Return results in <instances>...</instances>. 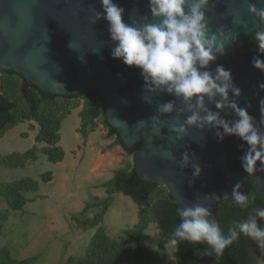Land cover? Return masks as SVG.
<instances>
[{"label": "water", "instance_id": "water-1", "mask_svg": "<svg viewBox=\"0 0 264 264\" xmlns=\"http://www.w3.org/2000/svg\"><path fill=\"white\" fill-rule=\"evenodd\" d=\"M114 3L124 9L126 23L137 21L142 25L162 19L152 15L149 0ZM249 3L264 8V0H213L205 7L210 33L231 32L237 38L226 44L224 54H217L199 70L214 75L216 68L223 66L241 89L239 97L230 90L227 101L219 94L212 99L205 96L206 109L232 123L238 119L235 111L227 106L218 108L217 102L227 105L235 101L239 107L248 108L253 123L264 133V113L259 103L264 98V89L259 87L264 83V72L252 65L255 57L264 59V54L257 44H245L260 30L261 20L249 11ZM95 11L103 12L100 0H0V73L14 70L27 82L57 95L97 93L104 101L108 122L129 149L138 150L135 168L139 177L165 187L179 208L199 204L209 210V217L220 221L218 206L232 198L237 182L242 185V193L247 189L264 193V166L257 162L253 175L242 167L241 157L249 145L236 135L224 134L222 126L187 125L192 114L189 103L194 105L196 97L186 102L182 96L145 81L141 69L113 58L116 42L105 19L93 23ZM234 16H239L246 27L234 24ZM25 89L23 86L22 93ZM165 103L174 105L172 112H159V106ZM193 111L206 115L198 108ZM153 117L159 122L154 124ZM181 126L186 131L177 133L174 128ZM164 150L174 159L164 158ZM185 153L190 162L181 167ZM193 164L202 170L198 177L193 175Z\"/></svg>", "mask_w": 264, "mask_h": 264}, {"label": "clouds", "instance_id": "clouds-1", "mask_svg": "<svg viewBox=\"0 0 264 264\" xmlns=\"http://www.w3.org/2000/svg\"><path fill=\"white\" fill-rule=\"evenodd\" d=\"M100 3L103 12L95 11L93 23L101 18L108 22L111 39L116 42L111 53L113 58L121 59L127 66L141 69L145 81H150L152 85L163 88L168 93L182 96L186 102L196 97L194 105L189 103L192 114L187 118L186 124L201 128L205 125L222 126L224 134L236 135L249 145L241 157L242 167L249 175L256 171L257 162L264 166V133L253 123L254 117L249 114L247 107H239L235 101L227 105L217 102L218 108L227 106L235 111L238 119L232 123L221 119L218 112L205 108V96L212 99L219 94L223 101H227L230 90L236 97L241 95V89L233 82L231 71L223 66H218L214 75L209 71L199 70L214 61L217 54H224L226 44L237 38L231 32L225 34L220 31L219 35L210 33L204 11L210 0H149L152 15L162 19L158 23L142 25L137 21L126 23L123 19L124 9L114 3V0H100ZM248 9L255 16L264 19V8H257L255 4L249 3ZM233 23L246 27L239 16L233 17ZM255 40L259 52L264 54V30L255 32ZM252 65L264 72V59L260 55L253 59ZM259 87L264 89V83ZM259 103L261 112L264 113V98ZM173 107L172 103H165L159 106V112L170 113ZM195 108L205 111L206 115L201 116L199 111H193ZM153 121L154 124L158 123V117H153ZM174 130L177 133L186 131L183 126ZM156 131L158 133L159 129ZM218 135L222 138V134ZM163 156L174 159L170 151L164 150ZM189 162V156L185 153L181 167ZM192 167L193 175L198 177L201 168L197 164ZM241 186L240 182L234 185L232 200L240 208H247L250 198L239 191ZM177 212L181 222L175 228L173 238L165 245L166 249L178 250L181 241L193 245L206 243L210 251L205 250L204 255L214 253L219 258L243 234L256 242L264 252V228L258 226L255 216L236 222L225 234L215 220L208 218L209 210L199 204L178 208ZM256 216L264 219V208L256 209ZM257 264H264V258L258 259Z\"/></svg>", "mask_w": 264, "mask_h": 264}, {"label": "rangeland", "instance_id": "rangeland-1", "mask_svg": "<svg viewBox=\"0 0 264 264\" xmlns=\"http://www.w3.org/2000/svg\"><path fill=\"white\" fill-rule=\"evenodd\" d=\"M79 103L62 121L59 145L65 151V158L59 163L48 160L42 151L45 143L35 142L39 126L34 121L20 122L0 137L3 156L14 152L24 154L34 145L38 148L37 159L27 160L23 166L0 165V184L26 177L39 182L37 192L24 193L29 202L22 210L13 209L0 195V248H8L17 259L34 257L31 264H67L70 257L76 262L86 256L97 228L103 226L110 239L132 245L140 243L142 250L152 254L157 264H177L174 249H167L164 256V250L158 247L159 228L155 222L150 223L139 240L126 234L138 222L139 208L123 193L113 194L102 222L83 227L82 221L102 211V206L95 203L107 197L105 183L118 168L132 163L133 154L112 144L116 136L100 120L95 131L90 132L88 139L92 144L87 146L77 131L84 100L80 99ZM46 173H50L47 181L43 179ZM87 205L90 207L83 214Z\"/></svg>", "mask_w": 264, "mask_h": 264}, {"label": "trees", "instance_id": "trees-1", "mask_svg": "<svg viewBox=\"0 0 264 264\" xmlns=\"http://www.w3.org/2000/svg\"><path fill=\"white\" fill-rule=\"evenodd\" d=\"M260 20V30H264V19L260 18ZM245 44H257L255 33L246 39ZM0 77V137L20 122L34 121L39 126L35 142L46 144L42 151L47 155L48 160L55 164L65 158V151L59 145L62 121L72 113L74 107L79 106L80 99L84 100L83 108L79 112L81 124L77 130L84 140L87 141L90 132L95 131L98 120H100L108 132L116 136L112 144L119 145L125 151L133 154V161L130 165L118 168L113 177L105 183L107 197L95 203V206H102V211L96 213L92 218L87 217L82 221L83 227H94L102 222L113 194L123 193L129 196L139 208L138 222L134 228L126 230V234L134 240H139L150 223L155 222L159 228L157 245L164 250V256L167 255L165 245L169 239L173 238L175 228L181 222V217L177 212L178 203L165 187H160L153 181L142 180L139 177L135 168V156L138 150L129 149L118 131L108 122L103 99L95 92L81 95L49 93L37 85L27 82L22 74L14 70L0 73ZM23 86L26 88L25 93H22ZM37 151L38 148L34 145L24 154L17 152L5 156L0 154V165L7 168L23 166L27 160L37 159ZM47 178H50V173L43 176L45 181L48 180ZM38 190L39 182L30 177L0 184V195L4 196L15 210H22L29 202V199L24 195L25 192H37ZM243 193L250 198L247 208H240L230 198L218 206L220 221L209 217L210 220H215L221 226L225 234L228 233L229 228L235 226L236 222L244 221L249 216L259 217L256 216V209L264 208V193L254 189H247ZM89 207L90 205H87L82 213L85 214ZM76 219L80 222L79 218ZM259 223L257 222L261 227ZM245 244L246 236L241 234L239 239L228 246L222 256L217 258L214 253L204 255L205 250L210 251L206 243L193 245L181 241L178 250L174 249L173 255L177 264H244L239 257L242 246ZM34 260V257L14 258L8 248H0V264H31ZM114 260H121L123 264H157L155 257L144 252L140 243L132 245L127 241L110 239L103 226L97 228L92 243L87 248L86 256L76 262L73 257H70L67 264H109Z\"/></svg>", "mask_w": 264, "mask_h": 264}, {"label": "flooded vegetation", "instance_id": "flooded-vegetation-1", "mask_svg": "<svg viewBox=\"0 0 264 264\" xmlns=\"http://www.w3.org/2000/svg\"><path fill=\"white\" fill-rule=\"evenodd\" d=\"M213 1V0H210ZM256 221L264 228V219L256 217ZM264 258V252L256 245V242L246 237V244L242 246L239 259L244 264H257L258 259ZM121 261V260H118ZM123 264V263H122Z\"/></svg>", "mask_w": 264, "mask_h": 264}, {"label": "crops", "instance_id": "crops-1", "mask_svg": "<svg viewBox=\"0 0 264 264\" xmlns=\"http://www.w3.org/2000/svg\"><path fill=\"white\" fill-rule=\"evenodd\" d=\"M91 142H92V141H91L90 139H87V141H86V145L90 147V145L92 144ZM91 149H92V148H91Z\"/></svg>", "mask_w": 264, "mask_h": 264}]
</instances>
